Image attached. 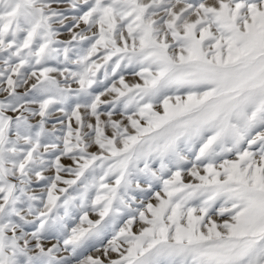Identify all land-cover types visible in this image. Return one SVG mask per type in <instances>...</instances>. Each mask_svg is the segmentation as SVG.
<instances>
[{
	"label": "snow or ice",
	"instance_id": "obj_1",
	"mask_svg": "<svg viewBox=\"0 0 264 264\" xmlns=\"http://www.w3.org/2000/svg\"><path fill=\"white\" fill-rule=\"evenodd\" d=\"M0 264H264V0H0Z\"/></svg>",
	"mask_w": 264,
	"mask_h": 264
},
{
	"label": "rangeland",
	"instance_id": "obj_2",
	"mask_svg": "<svg viewBox=\"0 0 264 264\" xmlns=\"http://www.w3.org/2000/svg\"><path fill=\"white\" fill-rule=\"evenodd\" d=\"M62 38H63V37H62ZM126 79L129 80V81H131V80H132V77L126 75ZM65 178L67 179V178H69V177L65 176ZM70 191H71V190H70ZM90 218H91V219H97L96 216H91Z\"/></svg>",
	"mask_w": 264,
	"mask_h": 264
}]
</instances>
